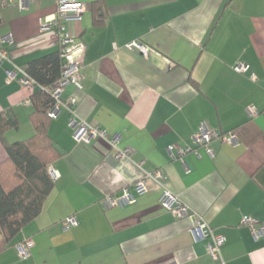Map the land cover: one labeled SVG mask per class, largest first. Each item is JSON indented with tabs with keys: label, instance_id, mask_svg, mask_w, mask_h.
<instances>
[{
	"label": "crops",
	"instance_id": "obj_1",
	"mask_svg": "<svg viewBox=\"0 0 264 264\" xmlns=\"http://www.w3.org/2000/svg\"><path fill=\"white\" fill-rule=\"evenodd\" d=\"M80 1L81 19L65 27L84 44L82 87L68 83L60 96H75L77 115L108 137L76 141L65 107L51 119L48 134L60 151L48 165L54 187L0 251V264H215L208 238L191 232L193 217H176L160 204L163 186L224 236L225 264H264V239L242 223L243 216L264 222V0ZM55 10V0H30L23 10L16 0H0V48L9 56L0 63V114L18 120L0 137V162L3 141L35 133L31 101L24 103L33 88L20 73L8 81L6 69L60 53L58 30L40 29ZM7 34L11 40L2 41ZM132 41L146 51L128 48ZM240 61L243 72L234 68ZM201 123L218 134L208 144L212 154L197 148V155H178V148L196 147ZM229 133L232 142L222 139ZM114 145L132 152L118 159ZM158 170L163 182L146 176V192L133 203L102 205L104 196ZM70 214L78 224L65 230ZM26 238L33 246L22 258L15 244Z\"/></svg>",
	"mask_w": 264,
	"mask_h": 264
},
{
	"label": "built area",
	"instance_id": "obj_2",
	"mask_svg": "<svg viewBox=\"0 0 264 264\" xmlns=\"http://www.w3.org/2000/svg\"><path fill=\"white\" fill-rule=\"evenodd\" d=\"M11 1V0H2ZM20 10H23L28 6L30 0H16ZM56 10L55 16L45 17L40 20V29L47 30L50 28H56L58 30V36L60 41V54L62 57V71L60 78L56 81L53 89L50 90L51 96L54 102L49 106L47 114L51 118H56L61 111L62 107H65L70 111V116L68 119V125L72 128V136L76 141L89 142L93 138L101 137L107 138L108 133L105 129L94 126L87 123L83 118L77 115L73 106L76 103V97L70 96L67 101L61 99V92L63 87L71 83L78 88L82 87V82L80 80V69L82 67L83 57H84V44L77 40L75 37L71 36L66 30L65 21L67 20H80L84 11L85 4L80 0H55ZM10 41L11 36L6 35L2 37V41ZM128 48H136L141 52H145V48L138 42L132 41L126 44ZM9 56L4 48H0V63L8 60ZM235 70L238 72H243L246 69V64L244 62H238L234 66ZM20 73L19 81L31 88L36 84L35 80L31 78L24 68L14 65L11 69H6L7 80H13L16 78L17 74ZM251 78H255L251 75ZM30 100L26 99L24 103H29ZM249 112L255 114L256 110L249 107ZM218 134L209 129L204 123L200 124L199 131L194 136V143L196 147L191 148H178L177 154L182 155L185 152H192L198 154V149H204L206 153L212 154L211 149L208 144L210 140L217 137ZM222 139L227 142H232L235 139L233 133L227 135H222ZM111 143L113 140H110ZM198 148V149H197ZM132 152L131 147L118 148L114 145V155L118 159L128 158ZM168 152L172 158L176 157V153L173 151V147H168ZM188 171V168H186ZM48 171L52 179L56 178V174L52 166H48ZM149 177L156 182L162 183L164 180V175L161 171L147 172L145 176L134 181L130 188H124L118 194H108L101 199V203L104 207H114V206H125L126 204H131L136 200L137 195L146 192L145 177ZM159 202L162 207L176 217H182L185 215L192 216L194 219V226L191 232L194 237L208 238L206 243V250L208 255L214 260L215 264H225L221 255V246L224 243V236L222 234H216L213 232L211 226L207 221L190 211L188 205L182 201V199L172 192L170 189L163 186V190L159 196ZM242 223L249 225L251 234L254 238L264 239V222L253 223L249 216H243ZM78 224V220L74 214L68 215L64 221V229L68 230L73 226ZM33 246V240L31 238H26L15 244V248L20 257L25 258L30 253V248Z\"/></svg>",
	"mask_w": 264,
	"mask_h": 264
},
{
	"label": "trees",
	"instance_id": "obj_3",
	"mask_svg": "<svg viewBox=\"0 0 264 264\" xmlns=\"http://www.w3.org/2000/svg\"><path fill=\"white\" fill-rule=\"evenodd\" d=\"M27 74L36 84L30 94L29 120L35 133L24 140L4 143L6 158L0 162V251L10 245L22 227L42 210L54 184L48 165L60 151L48 134L51 117L47 110L54 102L50 90L61 76L62 58L53 52L29 61ZM13 112L0 114V137L17 128Z\"/></svg>",
	"mask_w": 264,
	"mask_h": 264
}]
</instances>
